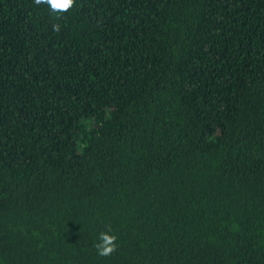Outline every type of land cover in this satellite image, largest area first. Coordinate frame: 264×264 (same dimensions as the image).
Instances as JSON below:
<instances>
[{
  "label": "trees",
  "instance_id": "16d2710c",
  "mask_svg": "<svg viewBox=\"0 0 264 264\" xmlns=\"http://www.w3.org/2000/svg\"><path fill=\"white\" fill-rule=\"evenodd\" d=\"M78 3L0 0V264H264V0Z\"/></svg>",
  "mask_w": 264,
  "mask_h": 264
},
{
  "label": "clouds",
  "instance_id": "9594fccd",
  "mask_svg": "<svg viewBox=\"0 0 264 264\" xmlns=\"http://www.w3.org/2000/svg\"><path fill=\"white\" fill-rule=\"evenodd\" d=\"M36 6H46L49 14L54 20L51 25L54 33H60L63 25L60 21L64 15L72 13L79 8L78 0H32ZM96 254L100 257H108L115 253L119 248L118 236L110 231H101L93 242Z\"/></svg>",
  "mask_w": 264,
  "mask_h": 264
}]
</instances>
